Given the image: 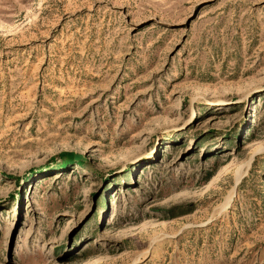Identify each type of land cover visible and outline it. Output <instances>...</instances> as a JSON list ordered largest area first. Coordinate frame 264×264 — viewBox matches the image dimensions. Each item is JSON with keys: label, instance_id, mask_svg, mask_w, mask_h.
Returning <instances> with one entry per match:
<instances>
[{"label": "rangeland", "instance_id": "obj_1", "mask_svg": "<svg viewBox=\"0 0 264 264\" xmlns=\"http://www.w3.org/2000/svg\"><path fill=\"white\" fill-rule=\"evenodd\" d=\"M0 264H264V0H0Z\"/></svg>", "mask_w": 264, "mask_h": 264}, {"label": "trees", "instance_id": "obj_2", "mask_svg": "<svg viewBox=\"0 0 264 264\" xmlns=\"http://www.w3.org/2000/svg\"><path fill=\"white\" fill-rule=\"evenodd\" d=\"M213 175H209L207 178V180H209ZM178 210V208H174L172 210H170L168 213H170V218H176L180 215H182L183 213H175Z\"/></svg>", "mask_w": 264, "mask_h": 264}, {"label": "bare ground", "instance_id": "obj_3", "mask_svg": "<svg viewBox=\"0 0 264 264\" xmlns=\"http://www.w3.org/2000/svg\"><path fill=\"white\" fill-rule=\"evenodd\" d=\"M212 183V182H211Z\"/></svg>", "mask_w": 264, "mask_h": 264}]
</instances>
